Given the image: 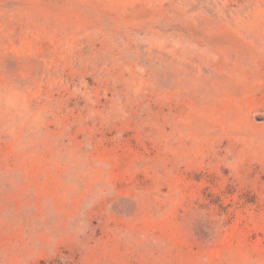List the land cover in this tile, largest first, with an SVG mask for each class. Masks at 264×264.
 <instances>
[{
  "label": "rangeland",
  "instance_id": "374dc122",
  "mask_svg": "<svg viewBox=\"0 0 264 264\" xmlns=\"http://www.w3.org/2000/svg\"><path fill=\"white\" fill-rule=\"evenodd\" d=\"M0 264H264V0H0Z\"/></svg>",
  "mask_w": 264,
  "mask_h": 264
}]
</instances>
